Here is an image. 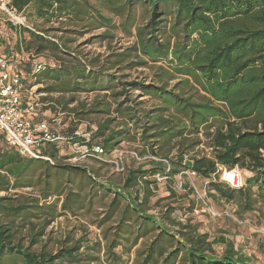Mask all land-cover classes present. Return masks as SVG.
<instances>
[{
	"label": "trees",
	"instance_id": "16d2710c",
	"mask_svg": "<svg viewBox=\"0 0 264 264\" xmlns=\"http://www.w3.org/2000/svg\"><path fill=\"white\" fill-rule=\"evenodd\" d=\"M13 9L61 21L60 37L20 31L13 51L49 55L37 74L23 55L15 69L43 94V119H70L59 130L68 141L46 143L37 157L0 134V264H243L234 245L219 251L193 217L197 203L173 185L191 170L242 213L264 205V0H13ZM88 34L86 44L106 51L72 46ZM74 143L102 149L88 157L98 167L70 164ZM124 143L136 148L123 171L101 182ZM235 167L249 173L242 189L220 180ZM157 175L168 178V196ZM98 198L102 240L50 230Z\"/></svg>",
	"mask_w": 264,
	"mask_h": 264
},
{
	"label": "rangeland",
	"instance_id": "374dc122",
	"mask_svg": "<svg viewBox=\"0 0 264 264\" xmlns=\"http://www.w3.org/2000/svg\"><path fill=\"white\" fill-rule=\"evenodd\" d=\"M29 13V10H27L22 16L26 20V26L22 27L21 33L22 36L28 37V34L24 32L25 29L32 30L33 32H36L39 29L44 30H50L51 37L58 36L60 37L62 35L61 31H59V28H62L60 22L53 21L51 23H47L44 20H39L35 17L29 18L27 14ZM118 22V21H117ZM67 25L66 23H64ZM100 32H103V30L97 31L94 34H98ZM92 35H85L83 37H78L77 41L73 43L72 46L79 47L85 52H89L91 54L95 53H103L106 51V45H101L99 43L94 44H86L87 40L91 38ZM119 37V35H118ZM121 38V37H119ZM17 36L15 32H13L10 29H6V25L4 26L1 24L0 21V54H5L8 52H11L15 49L16 43H17ZM132 42H129L128 40H122V43L124 46H127L131 44ZM29 54L34 56L33 61L35 63L39 62H45L52 64L53 60L49 57V55L45 54L42 56H37L33 52H29ZM145 74L152 77V73L149 70H145ZM137 73H133V76H137ZM146 75H143L142 77H145ZM30 82H34L33 79L30 80ZM176 82H173L172 84H175ZM84 98V97H83ZM80 99L82 100V96H80ZM148 100V99H145ZM76 106L73 105L71 107ZM43 108V106H41ZM40 108V110H41ZM44 108V115L50 116V110L47 111ZM43 115V116H44ZM69 114H63L62 118L63 121L69 123ZM83 129H85V125L82 126ZM83 132V131H82ZM3 143L0 142V146H2ZM136 148L135 144L131 143H124L122 144L118 149H116L112 155V158L108 161L113 166L105 167L102 169L101 174L104 178L101 179V182H106V179L109 178L112 175L119 174L123 171V166L125 165V158L131 154V152ZM84 149H82L83 152ZM201 153H208L210 150L207 146H202L198 150ZM92 158L85 159L82 162L83 166H89V167H98V164L94 163ZM222 175V172H221ZM242 176L246 183L247 178L249 177V173L242 170ZM184 182H187L189 185L190 183L196 188V191L200 193L203 196V198L206 199V203L209 205L210 208L215 210L217 213H219L221 216L214 217L212 214H210L202 203V201L197 197L194 190L190 191H182L179 189H176V185L178 186L180 184V178L177 177L174 188L177 190L180 194L189 193L190 199L194 200L197 203L196 209H199V214L193 213V217L196 219L197 223H200L202 226V230L205 232H209L212 234V236H215L216 238L221 239V244L219 251L222 252L225 248L222 244L224 242H235V240L239 241V245H243V247H246L247 249L250 248V251H253L252 256L254 258L255 262H259V264H264V237L262 234H253L252 227L258 226L259 228L264 227V205H258L256 211L251 213H242L238 207V204L236 201H225L219 198V196L216 195L214 191H209V180H203L200 177H194L190 179L189 177L183 178ZM221 180V178H220ZM160 184L158 194L160 196H168V193L166 192V181H158ZM188 188V186H187ZM23 192L26 193H36L30 189L24 190ZM204 192H206V196L204 197ZM210 193V194H209ZM4 195V194H3ZM55 198L49 199V202H54ZM189 198L183 200L182 204L183 207L188 208ZM101 202L99 201V198L94 201V204L91 207H88L86 211L84 212L82 218L76 219L73 217H62L59 218L50 228L51 231H54L57 234H64L68 231H75L78 229L77 235L81 236L82 232L86 231L88 233V237L92 241L96 240H102L103 236V230L100 229L97 225V220L99 219L97 216L99 212H101L100 209ZM262 209V211H260ZM184 211H177L176 216L178 218H181L182 221L186 219V216L183 215ZM225 214L231 215V217L226 216ZM192 215V214H191ZM191 217V216H188ZM239 222H242L243 224L240 225ZM252 245V247H251ZM262 245V248L260 247ZM252 248V250H251ZM263 249V251H262ZM263 260V261H261ZM253 261V262H254Z\"/></svg>",
	"mask_w": 264,
	"mask_h": 264
},
{
	"label": "built area",
	"instance_id": "2783aa9c",
	"mask_svg": "<svg viewBox=\"0 0 264 264\" xmlns=\"http://www.w3.org/2000/svg\"><path fill=\"white\" fill-rule=\"evenodd\" d=\"M0 21L4 26L11 25L16 36H20V29L26 26V20L22 14L17 13L13 9V0H0ZM23 55L27 62L33 65V73H39L43 65L33 61L34 56L24 52L11 51L0 55V134L4 136L8 148L19 152L26 157H37V150H40L46 143L63 144L68 141L67 138L59 134L60 128L63 126V114H59L51 122L43 119L40 113L42 104L40 98L43 94H38L35 87L29 86L26 78L22 73L15 69L20 56ZM31 100H35L32 102ZM79 137H90V134H82V130L76 133ZM88 142V141H87ZM82 149L83 152H82ZM73 156L68 160L72 165L82 166V162L93 154L102 155L103 150L94 148L90 150L88 146L80 143L72 145ZM135 155V154H134ZM136 156V155H135ZM187 162V157H185ZM221 180L234 189H242L245 187V181L242 176V170L239 167L233 169H221ZM196 173L187 170L179 175L180 184L176 189L182 191H196V188L190 183L184 182V177L190 179L196 177ZM157 181H167V177L157 175ZM188 186V188H187ZM197 197L202 201L206 210L214 217L221 216L215 210L209 207L198 191L195 192ZM204 197L206 192H204ZM199 214V209H196ZM226 216L231 217L229 214ZM242 225V222H239ZM253 234H262L264 237V228L258 226L252 227Z\"/></svg>",
	"mask_w": 264,
	"mask_h": 264
},
{
	"label": "crops",
	"instance_id": "0c3cea01",
	"mask_svg": "<svg viewBox=\"0 0 264 264\" xmlns=\"http://www.w3.org/2000/svg\"><path fill=\"white\" fill-rule=\"evenodd\" d=\"M211 240L214 241L217 244L218 247L220 246V244H221L220 243L221 242L220 237L219 238H216L215 236H212V234H211ZM238 242L239 241H237V240H235V242L228 241V242H224V244H222V245L225 248L227 246H229V245H234L235 249L239 253L240 259H241V261H242L243 264H259V262L257 263V262L254 261V258L252 256V253L255 252L254 251V248H253V251H250V248L247 249L246 247H243V245H239ZM251 247H252V245H251ZM260 247L262 248V245H260ZM251 250H252V248H251ZM262 251H263V249H262ZM261 261H263V260H261Z\"/></svg>",
	"mask_w": 264,
	"mask_h": 264
}]
</instances>
